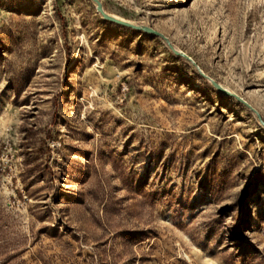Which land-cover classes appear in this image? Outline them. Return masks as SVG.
<instances>
[{
    "label": "rangeland",
    "instance_id": "1",
    "mask_svg": "<svg viewBox=\"0 0 264 264\" xmlns=\"http://www.w3.org/2000/svg\"><path fill=\"white\" fill-rule=\"evenodd\" d=\"M264 119V0H100ZM0 264H264V128L92 0H0Z\"/></svg>",
    "mask_w": 264,
    "mask_h": 264
},
{
    "label": "water",
    "instance_id": "2",
    "mask_svg": "<svg viewBox=\"0 0 264 264\" xmlns=\"http://www.w3.org/2000/svg\"><path fill=\"white\" fill-rule=\"evenodd\" d=\"M92 2L95 4L96 11L102 16V18L104 20H107L109 22H113V23H116V24H119L122 26H126V27L131 28V29L136 30V31H143L145 33H148V34H151V35H154V36L161 38L164 41V43L166 44V46L174 53V55L180 56V57L184 58L185 60H187L188 62H190L196 68V70L198 71L200 76H202L203 78L208 80L212 84V86L214 88H216L219 92H221L225 96L233 97L236 101L240 102L241 104L245 105L248 109H250L254 113V115L256 116L259 124L264 128V119L262 118L260 113L249 102H247L242 96L238 95L237 93L230 92L229 90L225 89L216 80H214L213 78L208 76L199 67V65L196 63V61L191 56H189L188 54H186L183 51L176 49L174 47V45L171 43V41L168 39V37L166 35H164L162 32H160V31H158V30H156L150 26H147V25L132 23L130 21H127V20L121 19L119 17L113 16L112 14H110L104 10L100 0H92Z\"/></svg>",
    "mask_w": 264,
    "mask_h": 264
},
{
    "label": "bare ground",
    "instance_id": "3",
    "mask_svg": "<svg viewBox=\"0 0 264 264\" xmlns=\"http://www.w3.org/2000/svg\"><path fill=\"white\" fill-rule=\"evenodd\" d=\"M176 48V47H175ZM177 49V48H176ZM181 51V50H180ZM231 92V91H230Z\"/></svg>",
    "mask_w": 264,
    "mask_h": 264
}]
</instances>
